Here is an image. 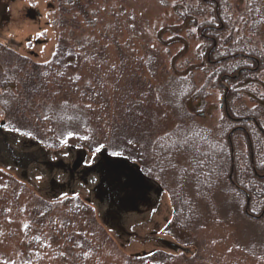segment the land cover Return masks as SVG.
Returning a JSON list of instances; mask_svg holds the SVG:
<instances>
[{
  "label": "rangeland",
  "instance_id": "obj_1",
  "mask_svg": "<svg viewBox=\"0 0 264 264\" xmlns=\"http://www.w3.org/2000/svg\"><path fill=\"white\" fill-rule=\"evenodd\" d=\"M184 1L188 0H89L83 18L67 15L68 8L60 7L58 0H0V47L30 63L49 64L62 38L74 45L61 22L76 18L84 30L77 64L63 72L49 71L44 90L27 105L18 83L12 94L1 96L0 90V122L4 105L17 104L49 143L36 145L28 138L26 148L22 136L0 127V264H264V209L249 211L255 219L245 215L230 174L219 189L213 178L216 188L208 201L196 197L190 185L198 182V171L190 165L198 140L210 138L229 157L230 147H225L218 130L224 125L225 140L228 132L229 142L236 134L233 152L236 146L245 158L247 138L233 129L239 126L236 121L247 110L257 109L258 123L264 125V64L247 75L248 84L236 87L235 97L229 99L220 84L227 75L224 83L235 88L231 80L239 75L229 67L245 68L247 63L239 57L225 62L228 34L230 41L255 46L262 53L264 0H221L229 24L215 36L221 46L208 58L217 66L207 62L212 43L203 32L211 15L197 18L203 25L199 30L184 25L176 13ZM251 2L260 4L262 15L256 37L246 26ZM31 9L40 14L35 20L26 17ZM220 68L226 69L218 77L212 70ZM227 99L230 114L223 103ZM245 126L264 146L253 124ZM2 135L10 136L4 149ZM164 137V163L166 158L172 163L160 173L162 165L154 169L158 163L147 152L150 140ZM128 141L134 145V159L112 155ZM186 143L192 147L187 152ZM101 144L128 169L135 164L133 173L150 186L147 193L124 201L116 227L106 215V203L98 202L100 172L91 171L101 160L96 152ZM259 163L261 167L263 161ZM253 172L264 177L261 169ZM183 202L190 203L200 218L192 231L180 229L173 220Z\"/></svg>",
  "mask_w": 264,
  "mask_h": 264
},
{
  "label": "trees",
  "instance_id": "obj_2",
  "mask_svg": "<svg viewBox=\"0 0 264 264\" xmlns=\"http://www.w3.org/2000/svg\"><path fill=\"white\" fill-rule=\"evenodd\" d=\"M60 2V7H66L68 8V11L66 12L67 15L73 12V15L81 16L83 18H86L85 12H88L89 8V0H58ZM85 1V3H83ZM185 2V1H184ZM218 8L217 10L214 9V7L210 8L208 13L204 11L203 7L206 8L207 3L204 0H188L183 5H180L177 9V17L181 20V22L184 25H192L194 28H197L199 30L201 27L203 28V25H200L197 23V18L202 17L206 14H210L212 19L215 20V18L218 16L220 20L224 21L223 16V8L222 4L219 1L218 2ZM64 11V9H63ZM246 18L248 23V30L249 32L254 35L255 37L258 36L260 33L261 26L263 25L261 10H260V4L256 2H251V4L248 6V9L246 11ZM88 24V23H87ZM204 26H210V23H206ZM61 28L68 29V38L70 36L71 39H74V45L71 46L68 42V39H60L58 42L57 48L55 50V54L53 56L52 61L49 64L45 65H37L30 63L26 61V59L18 58L16 57L9 48L7 47H0V64L4 67L3 72L0 65V90H1V96L6 93L12 94L17 87L18 83L20 87L23 90V97L26 99V103L24 105H27L28 102H30L36 95L42 92L44 90L46 83L44 82V76L47 74H51L49 71L53 69H57L58 71H64L67 67L71 66L74 67L75 64L78 62V56L83 53L84 45L79 46L80 38L82 37L83 29H80L79 24L77 23L76 18L72 19L70 21L61 22L60 23ZM208 28H205L204 31L206 32ZM223 30H226V26L223 28ZM66 33V32H65ZM86 40V39H85ZM247 43V41H246ZM83 44H85L83 40ZM259 50L254 46L251 48H248L245 46V44H242V42H239L238 48L236 49V52L240 54L248 53L250 55H255L256 58L263 62L262 56L257 55L259 54ZM235 62V61H234ZM66 67V68H65ZM263 67V64L260 66L259 70ZM213 68V67H212ZM239 67H235V70L232 67H229V72H235L238 70ZM226 68H220L217 71L212 70L213 74L220 77L224 75V70ZM54 71V70H53ZM3 72V73H2ZM61 73V72H59ZM216 73V74H215ZM246 73H242L239 75L237 80L233 81L236 85H245L247 78ZM18 77H22L20 79H17ZM16 79L18 81H16ZM186 82V81H185ZM188 83L186 82V86ZM191 89L189 88V91L185 93V99L187 93L190 94ZM236 91H230L229 92V99L231 97H235ZM11 99H14V96L9 95ZM183 98V99H184ZM18 99V98H17ZM17 105V104H16ZM16 105L12 104H6L4 105V119L2 122H0V127L3 129L8 130L12 133H17L18 135L23 137V142L25 140L32 139L36 141L38 144H45L49 145V143L44 140V138L41 136V132L38 131L39 126L37 127L36 124L32 123L30 119L25 117L23 115V112H19L18 108H16ZM19 105V104H18ZM3 108V107H2ZM247 117H253L257 122H260L261 114L257 111V109H253L250 111H246L244 114H241L240 118H247ZM220 132V136L222 137L221 141H224L225 147L227 148V142H225V135L227 133V128L222 125V127L218 128ZM263 131H264V125H263ZM7 135L3 136L1 138V147L4 149V141L6 140ZM10 137V136H8ZM7 137V139H8ZM258 137V136H257ZM250 137L251 143H252V149H253V165L250 163V153L248 148V141L246 139V145H247V153L248 155L243 158L240 153L237 152L236 146L234 147V153H233V164L231 163V156L229 153V157L227 156L228 153L223 154L220 149V145L216 148V146L211 142L210 138L202 137V141L198 140L197 149L194 150V155L192 156L193 162L190 163L193 164L196 168L194 171H198L197 183L190 184L192 186V189L194 192H196V197L206 199V201L210 200L211 198V192L213 189L217 187L221 188L222 183L227 181V176L231 172L232 168V181L234 188L236 189V194L238 198H241L244 202L242 205V208L245 205L246 201V195L249 196V210L253 209L262 212L264 209V177L261 179L255 175L253 172V169L255 168V171L257 172L258 169L262 170V174H264V152L261 154L260 149H263L264 146L260 145L258 140L259 138ZM166 137L157 139L154 141L150 140V143L148 145L149 151L147 152L149 155V159L152 160L155 164L156 161L158 163V166L153 165L152 167L154 169L161 168L162 165L163 169L158 170L160 173L166 169L169 164L172 162H168V159L166 158L164 163V148L165 146L162 145ZM201 138V137H200ZM199 138V139H200ZM236 134L231 136V140L233 143V146L235 144ZM243 140V139H242ZM31 141V140H30ZM221 141H219L221 143ZM20 142V141H19ZM204 142H206L209 147L206 148L204 145ZM35 143V142H34ZM26 145L23 147H27V142H25ZM42 144V146H44ZM219 144V143H218ZM187 146H184V151L187 152L190 148H192L188 143H186ZM22 147V148H23ZM132 147V148H131ZM188 148V149H187ZM229 148V147H228ZM230 151V148L228 149ZM115 152L119 153V155L125 157L126 159H134L135 151H134V145L131 146V142H126L123 146L119 147L118 150ZM168 154V153H167ZM260 159L263 161V165L260 167ZM222 160V162H221ZM241 160V162H240ZM259 161V162H258ZM233 165V166H232ZM216 176H215V175ZM215 178L216 180V187L214 188L212 186V180ZM183 181V180H182ZM197 181V180H196ZM186 185L182 189H184ZM182 199L180 200V202ZM74 205L78 206L80 205L79 200L74 201ZM210 203V202H209ZM75 206L71 207L72 214L74 215ZM85 209V207L83 208ZM259 213V214H260ZM90 218L92 223H95V220L92 218V214H90ZM264 218V215H263ZM173 220L178 223L179 228L185 231H192V228L194 227L195 223L200 221V218L192 213L191 204L188 202L180 203L178 212L174 213ZM179 229V230H180Z\"/></svg>",
  "mask_w": 264,
  "mask_h": 264
},
{
  "label": "flooded vegetation",
  "instance_id": "obj_3",
  "mask_svg": "<svg viewBox=\"0 0 264 264\" xmlns=\"http://www.w3.org/2000/svg\"><path fill=\"white\" fill-rule=\"evenodd\" d=\"M209 8L214 7L215 10H217L218 8V2L221 0H204ZM210 27L208 26L207 28V33L208 36H205L204 38L207 41H210L212 43V49L209 50L208 55H207V62L208 64H214V65H210V66H217L218 63H216V60H208V58H211L212 53L211 51L215 52V49H219L221 46V40L218 39L217 34L218 32H220L221 30H223V28L229 24V20L228 18H225L224 21L220 20V18L217 16L215 18V20L212 19L211 23H210ZM221 29H220V28ZM227 31H229V28H227ZM203 32H205L203 30ZM245 44V43H242ZM225 46V51H226V56H224L225 62L229 63L232 62V60L235 57H239L242 58L244 61H246V67L245 68H238V70L236 72H238V75L242 74V73H246L248 75H252L255 72L258 71V69L260 68V66L262 64H264V60L263 62H260L256 56L254 55H250V54H240L238 52H236V49L238 48L239 45V41H230L229 40V34L227 35V38L225 40V43L223 44ZM262 51V50H261ZM258 55V54H257ZM260 56H262V58L264 57V48L262 53H259ZM228 59V60H227ZM220 65V64H219ZM258 68V69H257ZM236 79H233L231 81H235ZM227 81H229V76H222L221 80H220V84L223 87L224 90V94H228L230 91H236V87L235 88H231L229 87L227 84H225L224 82L227 83ZM249 83V79L246 80L245 84ZM224 96V95H223ZM225 102V106H226V110L228 112V114H230L229 112V107H228V99L226 101H223V103ZM260 103V102H259ZM262 104V103H261ZM260 104V105H261ZM241 121V122H238ZM237 123H239V126H235L233 129L235 130H239L241 132H243L248 140V148H249V153H250V163L251 165H253V149H252V143L250 140V131L247 129L246 130V126L243 127L245 124L249 125V124H253L254 128L257 130V132L264 137V131H263V127L260 126V124L253 118V117H247V118H243L241 120H237ZM245 122V124H244ZM235 123V124H237ZM243 124V125H242ZM241 125V126H240ZM259 136V135H258ZM226 142L228 143L229 146V132L226 136ZM263 165V163L261 164ZM137 166L135 164H131V167L128 169V167H126L125 164L120 163L117 159L115 158H109V160L107 162H102L101 160L96 163L93 167L92 170H96L99 173L98 176V183L96 185L97 191L100 194V198L99 201L100 203H106V215L110 216L111 219V223L114 224V227H116V224L119 222V209H121L122 207H124V201H129L132 199L133 196H139L136 194L139 193H144L146 191L150 190V186H148L146 184V181L143 179V177L141 175H139V173H133V169H137ZM255 169V168H254ZM253 169V170H254ZM137 171V170H136ZM168 172V171H167ZM255 173V172H254ZM256 175V173H255ZM249 200L246 199V204H247V213L244 211L245 215L249 218L255 219L256 217H254L249 211ZM137 203H141L139 200L136 201ZM245 204V206H246ZM245 209V207H244ZM115 213V216L113 214Z\"/></svg>",
  "mask_w": 264,
  "mask_h": 264
},
{
  "label": "water",
  "instance_id": "obj_4",
  "mask_svg": "<svg viewBox=\"0 0 264 264\" xmlns=\"http://www.w3.org/2000/svg\"><path fill=\"white\" fill-rule=\"evenodd\" d=\"M39 13L37 12V11H35V10H33V9H31V10H29L28 12H27V15H26V17L28 18V19H30V20H35L37 17H39ZM230 143V147H231V149H230V152H231V155L233 154V148H232V145H231V141L229 142ZM100 157H101V161L102 162H107L108 160H109V155L107 154V150L104 148V149H102L101 150V152H100ZM119 161V160H118ZM120 163H122V164H124V162L123 161H119ZM231 172H232V168H231ZM231 173H230V175H229V180H231ZM246 199L247 200H249V196L248 195H246ZM245 212L247 213V204H246V207H245ZM168 247H172V245H170V244H166Z\"/></svg>",
  "mask_w": 264,
  "mask_h": 264
},
{
  "label": "snow or ice",
  "instance_id": "obj_5",
  "mask_svg": "<svg viewBox=\"0 0 264 264\" xmlns=\"http://www.w3.org/2000/svg\"><path fill=\"white\" fill-rule=\"evenodd\" d=\"M71 135V133L69 134ZM105 146L103 144L99 145L97 148H96V152H101L102 149H104ZM112 155L116 156V155H119V153L117 152H113ZM37 179H40V177H37Z\"/></svg>",
  "mask_w": 264,
  "mask_h": 264
}]
</instances>
